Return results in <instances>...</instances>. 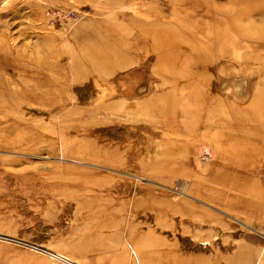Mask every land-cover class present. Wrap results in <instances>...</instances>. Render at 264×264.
<instances>
[{
	"label": "rangeland",
	"instance_id": "374dc122",
	"mask_svg": "<svg viewBox=\"0 0 264 264\" xmlns=\"http://www.w3.org/2000/svg\"><path fill=\"white\" fill-rule=\"evenodd\" d=\"M263 1L0 0V264H264Z\"/></svg>",
	"mask_w": 264,
	"mask_h": 264
},
{
	"label": "built area",
	"instance_id": "2783aa9c",
	"mask_svg": "<svg viewBox=\"0 0 264 264\" xmlns=\"http://www.w3.org/2000/svg\"><path fill=\"white\" fill-rule=\"evenodd\" d=\"M47 14H48V18H49V20L47 19L48 20V24L50 26H55V23L59 21L58 15L54 14L53 12H48Z\"/></svg>",
	"mask_w": 264,
	"mask_h": 264
},
{
	"label": "bare ground",
	"instance_id": "6f19581e",
	"mask_svg": "<svg viewBox=\"0 0 264 264\" xmlns=\"http://www.w3.org/2000/svg\"><path fill=\"white\" fill-rule=\"evenodd\" d=\"M259 2H260V1H259ZM263 2H264V1H263ZM261 6H262V5H261ZM254 8H255V7H254ZM263 8H264V7H263ZM261 9H262V8H261ZM263 13H264V12H263ZM262 18H263V16H262ZM259 19H260V18H259ZM262 22H263V21H262ZM165 43H166V45H168V47L170 46V47L173 48V47L175 46V45H174V41H170V40L168 41V40H166ZM169 55H171L173 58H174V56H175L174 54H171V53H169L168 56H169ZM262 136L264 137V135H262V134L257 135V137L260 138V139H261ZM33 248H34V247H33Z\"/></svg>",
	"mask_w": 264,
	"mask_h": 264
},
{
	"label": "crops",
	"instance_id": "0c3cea01",
	"mask_svg": "<svg viewBox=\"0 0 264 264\" xmlns=\"http://www.w3.org/2000/svg\"><path fill=\"white\" fill-rule=\"evenodd\" d=\"M14 5H17V4H15V0H14ZM29 7H31V9L34 7L35 9H37V7L36 6H33V5H31L30 4V6ZM21 13V10H19V14Z\"/></svg>",
	"mask_w": 264,
	"mask_h": 264
},
{
	"label": "water",
	"instance_id": "95a60500",
	"mask_svg": "<svg viewBox=\"0 0 264 264\" xmlns=\"http://www.w3.org/2000/svg\"><path fill=\"white\" fill-rule=\"evenodd\" d=\"M5 240H7V241H11V242H14V241L10 240V238H8V239H5ZM5 240H4V241H5Z\"/></svg>",
	"mask_w": 264,
	"mask_h": 264
}]
</instances>
